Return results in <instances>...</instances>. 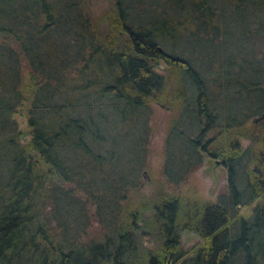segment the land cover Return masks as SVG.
<instances>
[{"label": "trees", "instance_id": "obj_1", "mask_svg": "<svg viewBox=\"0 0 264 264\" xmlns=\"http://www.w3.org/2000/svg\"><path fill=\"white\" fill-rule=\"evenodd\" d=\"M82 1L0 0V264H264V0ZM151 102L172 192L144 195ZM203 154L226 189L184 204Z\"/></svg>", "mask_w": 264, "mask_h": 264}, {"label": "rangeland", "instance_id": "obj_2", "mask_svg": "<svg viewBox=\"0 0 264 264\" xmlns=\"http://www.w3.org/2000/svg\"><path fill=\"white\" fill-rule=\"evenodd\" d=\"M108 6V0H83L81 8L83 12L89 14L94 19H100L103 10ZM156 70L160 71L159 67ZM150 136H149V153H148V170L144 174V181L141 185L140 191L144 195H152L162 191L163 193L172 192V187H168L159 191H156L159 184H164V176L161 173V166L163 163V140L165 136V128L169 121V111L154 103H150ZM16 122L17 129L21 132L19 142L22 144L27 139L26 135V118L24 111L19 108L13 115ZM252 119V118H250ZM254 126H262L264 129V122L262 118H258L254 122ZM250 143L248 138H240V144L242 147L247 146ZM34 157L35 154L31 153ZM35 158V157H34ZM226 189V172L225 168L220 164L218 159H213L207 155H202L201 163L187 176L185 182L175 187V191L187 197L185 203H189L191 198L199 199L206 198L213 200L216 195ZM192 203V202H191ZM250 205H244L237 207V212L241 216H247L249 213ZM145 230L143 227H138L136 230L144 246L152 248L157 244V241L152 238L149 232L148 234H141L140 230ZM202 239L194 232L190 230L181 229L179 231V246L183 250H187L189 247L200 246Z\"/></svg>", "mask_w": 264, "mask_h": 264}, {"label": "water", "instance_id": "obj_3", "mask_svg": "<svg viewBox=\"0 0 264 264\" xmlns=\"http://www.w3.org/2000/svg\"><path fill=\"white\" fill-rule=\"evenodd\" d=\"M258 118H262L263 119V122H264V115L260 116V117H255V118H252V121L255 122L256 120H258ZM145 174V173H144ZM144 176V175H143ZM140 233L141 234H148L149 235V232L148 231H145V230H140Z\"/></svg>", "mask_w": 264, "mask_h": 264}]
</instances>
